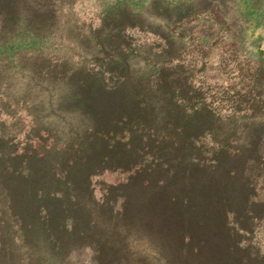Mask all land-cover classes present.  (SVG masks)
<instances>
[{
    "label": "trees",
    "instance_id": "obj_1",
    "mask_svg": "<svg viewBox=\"0 0 264 264\" xmlns=\"http://www.w3.org/2000/svg\"><path fill=\"white\" fill-rule=\"evenodd\" d=\"M195 2L0 0V264H264L261 69Z\"/></svg>",
    "mask_w": 264,
    "mask_h": 264
},
{
    "label": "rangeland",
    "instance_id": "obj_2",
    "mask_svg": "<svg viewBox=\"0 0 264 264\" xmlns=\"http://www.w3.org/2000/svg\"><path fill=\"white\" fill-rule=\"evenodd\" d=\"M72 2L71 26L78 31H87L88 28L99 24L107 12L127 8L130 11H138L141 8L160 6L162 4L185 5L194 3L199 8L211 9L212 13L200 15L199 22L203 26L198 29L199 36H218L223 40L240 42V50L251 61L258 63L261 71V84L264 88V0H68ZM219 16L229 25L219 28L210 24L209 19ZM209 18V19H208ZM14 47H18L15 43ZM24 45V44H23ZM25 46V45H24ZM55 48V47H54ZM261 150L264 152V139L261 142ZM110 180V178H108ZM69 244V243H67ZM93 249L82 246L70 250L63 257V264H96ZM130 258V256H128ZM66 258V259H65ZM145 264L147 259L144 260ZM13 264H20L17 260ZM118 264V263H114Z\"/></svg>",
    "mask_w": 264,
    "mask_h": 264
}]
</instances>
